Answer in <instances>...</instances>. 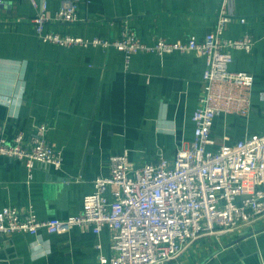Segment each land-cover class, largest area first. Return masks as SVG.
<instances>
[{"label": "crops", "instance_id": "obj_1", "mask_svg": "<svg viewBox=\"0 0 264 264\" xmlns=\"http://www.w3.org/2000/svg\"><path fill=\"white\" fill-rule=\"evenodd\" d=\"M68 0L46 3V31L91 38H116L129 26L147 44L189 35L203 38L216 23L220 0H79L74 22L54 19ZM237 17L224 31L255 38L251 52L232 49L233 71L254 75L249 114H220L211 135L217 148L264 131V0H232ZM37 9L29 0L0 4V139L37 125L62 151L60 169L37 162L32 178L23 160L0 155V210L31 207L40 219L80 212L98 175L110 172V156L128 148L141 166L165 157L172 161L194 138L193 112L203 92L205 58L195 51L159 55L140 51L126 63L123 51L65 46L38 35ZM241 17L245 21H241ZM112 229L91 225L69 231L0 236V264H97L111 255ZM169 264H264V216L232 232L207 233L192 241Z\"/></svg>", "mask_w": 264, "mask_h": 264}, {"label": "built area", "instance_id": "obj_2", "mask_svg": "<svg viewBox=\"0 0 264 264\" xmlns=\"http://www.w3.org/2000/svg\"><path fill=\"white\" fill-rule=\"evenodd\" d=\"M29 1L37 9L35 28L46 41L116 48L124 52L126 63L140 51L159 55L195 51L206 61L203 92L192 114L194 138L178 149L172 161L160 157L137 166L124 148L110 156L109 174L94 179L93 190L84 195L79 213L40 219L32 207L21 211L16 206H4L0 210V236L20 232L37 235L42 229L64 232L76 225H91L99 234L107 226L113 231V253L100 255L97 264H169L200 236L232 232L264 216V131L234 142L224 136L217 148L211 135L217 115L247 116L252 108L253 73L233 71L229 65L233 60L231 50L249 53L255 38L250 33L237 38L224 35L228 23L237 17L229 9L232 0H220L215 26L203 38L189 35L168 41L158 37L153 44L141 41L129 26L116 38L46 31L51 20L46 3ZM78 4L79 0H68L54 19L77 21ZM47 131L48 126L41 123L27 138L23 131L11 140L1 138L0 155L23 160L30 178L37 162L60 169L62 151L49 141Z\"/></svg>", "mask_w": 264, "mask_h": 264}]
</instances>
